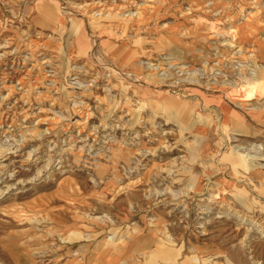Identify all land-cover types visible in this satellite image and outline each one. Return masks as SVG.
I'll return each mask as SVG.
<instances>
[{
  "label": "rangeland",
  "instance_id": "obj_1",
  "mask_svg": "<svg viewBox=\"0 0 264 264\" xmlns=\"http://www.w3.org/2000/svg\"><path fill=\"white\" fill-rule=\"evenodd\" d=\"M250 1L0 0V264H264Z\"/></svg>",
  "mask_w": 264,
  "mask_h": 264
},
{
  "label": "bare ground",
  "instance_id": "obj_2",
  "mask_svg": "<svg viewBox=\"0 0 264 264\" xmlns=\"http://www.w3.org/2000/svg\"><path fill=\"white\" fill-rule=\"evenodd\" d=\"M126 2L128 0H125ZM147 2H153V0H146ZM60 2V7L63 10V12H67V6L69 7H75L77 8L81 13L79 16H81V19L84 23H87V25L89 24V22L94 19L97 16H100L99 18H107V17H112L111 19H114L115 23L113 25L115 26H119L120 23H122V21L125 22V20H127V18H131L134 13H126L124 14V12L126 11V8L128 7V5L124 4V3H117V2H112L109 3L107 0H59ZM146 3V2H145ZM137 4V3H136ZM249 4H257V0H252L249 2ZM56 5V4H55ZM153 6V5H150ZM60 9V10H61ZM139 9V8H138ZM192 9V8H191ZM191 9L189 10L191 12ZM213 10V9H212ZM71 12V11H69ZM98 12V14H96ZM64 13V14H65ZM73 13V12H71ZM123 13V14H121ZM139 12H135V14L137 15ZM189 12H184L182 13L184 14H188ZM254 14V12L252 13ZM251 15V14H249ZM257 16V15H256ZM252 17V16H251ZM247 19V18H246ZM95 20V19H94ZM245 20V19H244ZM59 23V22H58ZM91 25V24H90ZM90 27V26H89ZM89 29V28H88ZM91 29V28H90ZM76 35V34H75ZM263 37H261L264 40V35H262ZM41 39V38H40ZM74 39V37H73ZM95 40V39H94ZM39 41V40H38ZM43 41V40H42ZM97 42V41H96ZM87 43V42H86ZM94 43V42H93ZM36 44V43H35ZM38 44V43H37ZM91 44V43H90ZM43 45V44H40ZM227 46L230 47H237V50L232 53L231 57L234 56V54L241 52V51H245L246 53H249V55H252L254 53V48L253 47H245V49L242 48V46L240 45H235L234 43H230V41L228 43H226ZM76 48V47H75ZM83 49V48H82ZM257 51V50H256ZM99 52V51H98ZM259 52V51H258ZM43 53V51H42ZM45 53V52H44ZM263 53V52H262ZM261 53V54H262ZM47 55V54H46ZM254 55V54H253ZM257 56V55H256ZM43 57V56H42ZM98 59V58H97ZM238 61V60H237ZM47 62V61H46ZM235 63V62H234ZM100 64V63H99ZM173 66V65H172ZM109 66H107L108 68ZM111 68V67H110ZM155 67H152V69H154ZM86 69V68H85ZM76 70V68H75ZM114 71V68L112 69ZM165 70V69H164ZM210 70V69H209ZM83 71H87V70H83ZM184 71V70H183ZM99 72V71H98ZM86 73V72H85ZM98 75V74H97ZM100 75V74H99ZM108 75V74H107ZM99 77V76H98ZM108 77V76H107ZM126 77V76H125ZM131 78V77H130ZM110 79L107 80V84H111L109 82ZM111 81V80H110ZM89 84V83H88ZM171 89H174V87H171ZM209 90V89H208ZM210 91V90H209ZM224 98V97H223ZM227 101V100H226ZM261 103H264L261 102ZM254 105V104H253ZM77 111V110H76ZM86 116V115H85ZM41 121V120H40ZM39 120L36 122L38 123ZM35 123V124H36ZM28 130V129H27ZM23 132V131H22ZM3 149V148H2ZM3 150H0V157H3L4 155H2ZM2 165V164H1ZM0 165V166H1ZM258 264V263H257Z\"/></svg>",
  "mask_w": 264,
  "mask_h": 264
}]
</instances>
